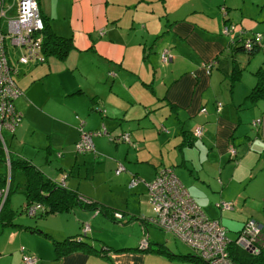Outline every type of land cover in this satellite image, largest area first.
<instances>
[{
  "label": "crops",
  "instance_id": "crops-1",
  "mask_svg": "<svg viewBox=\"0 0 264 264\" xmlns=\"http://www.w3.org/2000/svg\"><path fill=\"white\" fill-rule=\"evenodd\" d=\"M37 3L50 28L71 37L73 47L62 59L52 54L38 63L10 58L21 90L13 100L19 120L9 130L19 139H8L13 155L24 154L20 157L31 162L23 153L29 144L40 153L39 159L34 157L36 164L31 162L39 169L53 155L55 165L45 173L40 169L46 177L111 208L116 217L98 207L75 204L48 213L55 220L41 227L21 216L16 220L10 209L0 218V264H24L23 253L36 256L32 264L191 261L176 255L181 253L162 243L164 239L143 221L152 214L146 183L161 166L173 168L204 214L217 218L226 233H234H227L230 239L249 218L264 232V135L261 122L253 124L262 118L264 102L248 103L245 98L256 83V71L264 70V42L252 53L228 46L231 38L264 35V0ZM225 23L232 25L228 34L220 32ZM165 49L171 54L168 61L161 57ZM235 65L241 72L232 82ZM79 125L104 126L108 135H94V150L78 152ZM198 126L203 128L199 136L193 133ZM124 132L131 142L114 139ZM119 162L124 169L116 173ZM172 162L179 168L174 169ZM96 171L102 174L95 183ZM222 200L232 206L222 207ZM101 214L116 224L137 221L132 242L107 243L94 237L105 219ZM84 222L89 224L92 249L76 247L56 255L53 241L84 233ZM143 236L148 239L146 247L140 246ZM160 244L176 254L155 251Z\"/></svg>",
  "mask_w": 264,
  "mask_h": 264
},
{
  "label": "built area",
  "instance_id": "built-area-1",
  "mask_svg": "<svg viewBox=\"0 0 264 264\" xmlns=\"http://www.w3.org/2000/svg\"><path fill=\"white\" fill-rule=\"evenodd\" d=\"M12 7L15 8V13L8 15L7 11ZM42 26L43 21L37 0H12V5L9 6L5 4V0H0V141L5 151L4 164L7 167H9L8 149L2 130L11 131L18 123L19 112L15 109L13 100L21 93V90L13 79L15 67L6 52V42L19 48L18 55L15 57L17 62H43L45 55L41 49ZM231 27L225 24L222 32L228 34L232 30ZM260 37L261 34L256 33V38ZM245 44L249 46V40H246ZM161 57L163 61H168L171 54L165 49ZM258 123L259 120H253V124ZM79 131V138L75 143L78 152L93 151V136L107 134L104 126L97 129H85L79 125ZM202 131V127L198 126L193 133L199 136ZM116 136L115 140L131 142L128 132ZM122 169L124 166L119 162L115 172L119 173ZM9 178L4 176V182L0 183V208L7 194ZM134 182L133 178L131 183ZM146 184L152 214L144 217L143 221L172 232L205 262L238 264L230 255L231 243L253 254L259 252L260 245L264 242V232L256 220L249 218L235 238L230 239L226 228L217 218L204 214L172 167L158 168L155 176ZM219 204L226 208L232 206V202L226 200H222ZM42 210H44L43 205L38 201L30 202L22 209L28 216H33ZM88 230L89 224L84 222L82 231L87 233ZM147 244L148 239L143 236L140 246L146 247ZM21 259L24 264H32L36 256L23 253Z\"/></svg>",
  "mask_w": 264,
  "mask_h": 264
},
{
  "label": "trees",
  "instance_id": "trees-1",
  "mask_svg": "<svg viewBox=\"0 0 264 264\" xmlns=\"http://www.w3.org/2000/svg\"><path fill=\"white\" fill-rule=\"evenodd\" d=\"M41 19L43 21V26L41 29L42 40H41V49L44 55H55L58 58H64L68 51L73 47L72 39L69 36L61 35L53 31L50 28L47 18L40 13ZM256 33H260L261 37L256 38ZM250 36L245 37H235L229 40L228 46H232L236 50H245L249 53L254 52L257 47H259L264 42V35L261 32H256ZM240 35V34H239ZM246 40H249V46H247ZM212 65V64H210ZM211 69V66L208 67ZM241 68L237 65L233 68V74L231 77L232 82H235L240 77ZM257 80L256 83L251 87L249 92L246 94V102L255 103L260 99H264V70L258 69L256 71ZM258 125V124H257ZM203 130V128H202ZM5 140V139H4ZM6 143V142H5ZM9 168L19 167L24 175V198L25 205L38 201L43 205L42 211H38L35 215H45L48 213L66 211L70 209L73 205L77 204L79 206H86L90 208L98 207L104 214L107 216L116 217L115 211L111 208L103 205L96 204L90 198L82 195L81 193L69 189L62 184H58L53 180L46 177L43 172L28 159L14 155L15 157L9 155ZM5 151L2 149V143L0 141V166H4ZM4 182V177H0V183ZM10 187L8 186L7 194L3 201V204L0 208V218L4 213L11 212L10 208H6V200ZM23 204V207L25 206ZM23 209V208H22ZM10 216H8L9 218ZM2 219V218H1ZM35 230H37L35 228ZM87 233H78L66 236L61 240H54V251L56 255L63 254L67 251L75 249L76 247H85L91 248L94 246L93 243L89 240ZM264 242L260 245V250L258 253L253 254L231 243L229 245L230 255L238 264H264V251L262 249ZM155 251L159 252H169L170 254H176L174 251H171L169 248H165L163 244H160L158 248H154ZM192 251V250H191ZM179 256L186 257L188 259L201 260L193 251L186 254H176Z\"/></svg>",
  "mask_w": 264,
  "mask_h": 264
},
{
  "label": "rangeland",
  "instance_id": "rangeland-1",
  "mask_svg": "<svg viewBox=\"0 0 264 264\" xmlns=\"http://www.w3.org/2000/svg\"><path fill=\"white\" fill-rule=\"evenodd\" d=\"M5 4L8 6L12 5V0H5ZM14 13H15L14 7L10 8L7 11L8 15H13ZM225 24H229V23H225ZM225 24H222L223 26L220 28V32L222 34H225L222 32ZM151 41H152V39H151ZM155 48L158 49V45H155ZM6 52L9 56V58H15L16 55H18L19 48L16 46L10 45L8 42H6ZM240 53L244 54L245 52L242 51ZM32 63H34V62H32ZM17 66H19V65H17ZM261 100H262V102H264V99H261ZM258 115H262V112H259ZM248 126L251 129L252 128L255 129V127L250 122L248 123ZM2 133L4 136L5 142H7L6 144H7V149L9 151V155L15 157L14 156L15 154L13 155V152H12L13 151L12 146L10 145L8 139H13L16 142H19V139H17V137H14V136L12 137V135H10L9 131L6 129H3ZM25 135L28 136V134H25ZM33 135H35V134H32V136ZM20 150L21 149L18 148V151H20ZM25 151H27V152H25ZM15 153H17V152H15ZM23 153H27V155L31 157V162H33L35 164H36V162L34 161V159H35L34 157H36V159H39V155H40V153L37 152L34 148L30 147L29 144H26L23 146ZM16 156H19V157L23 156L24 157L25 155L17 153ZM53 158L54 157L52 155L49 158L50 161H48L46 164L45 163L40 164V169L44 173H45V171H47L46 168L48 166L52 167V165H55V162L53 163ZM173 163H174V165H173ZM172 166L175 167L174 169L179 168V164L176 162H172ZM100 174H102V173H100L99 171L95 172V177H94L95 183H96L97 176H99ZM1 176L2 177H4V176L5 177H11L10 178L11 187H10V191H9L8 201H6V208L8 207V208L12 209V211H14V216L16 217L15 218L16 220L21 221L20 217H19V216H21L22 218H25V220L31 221L32 224L35 223L34 221H36V223L40 224L41 227H44V225H48V224L52 225L53 224V222H54L53 220H55V219L50 214H45L42 216H39V215L27 216L26 214H24V212L21 211L23 202L25 201L24 190H23L24 173L19 167L15 166V167H12V169H10L6 165H4V166L2 165V166H0V177ZM99 178L100 177H98V179ZM179 178H180V176H179ZM180 180H181V178H180ZM98 184H100L99 181H98ZM88 186L91 189L92 188L95 189V184H93V183L88 182ZM100 193H101V191H100ZM101 216H103L105 219H103V221L98 224V233H97V231H96V233L94 232V235H95L94 237H98L99 240L102 239L103 241H105L107 243H109L110 241H112V242L117 241L118 239H123L122 241L126 240V242H132V240L135 238V236H136L135 234H137V228L139 225L137 221L134 223L132 221H130L128 223L125 222L123 224H116V221L114 222V220H112V222H114V223L108 221L107 218L105 217V215L101 214ZM91 225L94 228L96 224H95V222H91ZM0 226H1V219H0ZM150 226H151L150 228L153 231H155V233L160 238L164 239V240H162L163 241L162 243L167 245V247L169 246L171 250L173 249L176 252H180L182 254L192 252L191 249L189 248V246L186 245L181 239L177 238L172 232L165 231L164 229H161V228L154 226V225H151V224H150ZM259 226L261 227L260 224H259ZM42 229H44V228H42ZM227 233L229 236H234L233 232H227ZM140 237H139V240H140ZM139 240H138V242H139ZM174 262H175V264H209L208 262H203V263L200 261L197 262L194 259L191 261L190 260H181V259L176 260V259H174Z\"/></svg>",
  "mask_w": 264,
  "mask_h": 264
},
{
  "label": "water",
  "instance_id": "water-1",
  "mask_svg": "<svg viewBox=\"0 0 264 264\" xmlns=\"http://www.w3.org/2000/svg\"><path fill=\"white\" fill-rule=\"evenodd\" d=\"M259 122H261V124H262V132H263V135H264V113L262 115V118H260Z\"/></svg>",
  "mask_w": 264,
  "mask_h": 264
}]
</instances>
